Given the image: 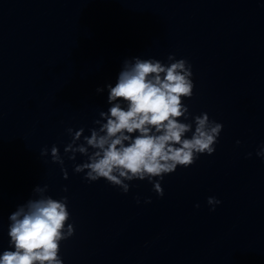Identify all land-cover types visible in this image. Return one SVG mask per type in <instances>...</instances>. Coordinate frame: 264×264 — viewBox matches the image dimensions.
<instances>
[{
	"label": "clouds",
	"instance_id": "1",
	"mask_svg": "<svg viewBox=\"0 0 264 264\" xmlns=\"http://www.w3.org/2000/svg\"><path fill=\"white\" fill-rule=\"evenodd\" d=\"M167 59V64L138 56L125 59L114 86L106 85L111 106L94 121L98 127L89 129L87 136L83 128L67 129L72 137L64 148L68 159L75 161L77 154L86 157L74 165L75 173H84L88 182L104 179L125 194L130 190L128 182L147 180L162 197L165 175L174 173L178 166L190 167L200 155L216 151L223 125L207 113L193 116L183 102V98L193 96L191 64L174 55ZM96 91L102 93L104 89ZM48 153V148L41 150L42 156ZM50 155L52 162L61 166L63 178L68 179L56 145L51 147ZM256 155L264 159V146ZM33 192L38 198L28 199L9 216L13 250L3 251L0 264H63L60 242L75 231L68 223V198L58 200L46 195L47 185L37 186ZM207 203L214 211L221 202L209 197Z\"/></svg>",
	"mask_w": 264,
	"mask_h": 264
}]
</instances>
